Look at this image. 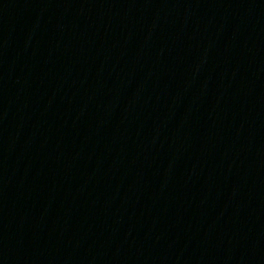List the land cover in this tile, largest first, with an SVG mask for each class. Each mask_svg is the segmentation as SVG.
Listing matches in <instances>:
<instances>
[{
    "label": "water",
    "instance_id": "95a60500",
    "mask_svg": "<svg viewBox=\"0 0 264 264\" xmlns=\"http://www.w3.org/2000/svg\"><path fill=\"white\" fill-rule=\"evenodd\" d=\"M0 264H264V0H0Z\"/></svg>",
    "mask_w": 264,
    "mask_h": 264
}]
</instances>
